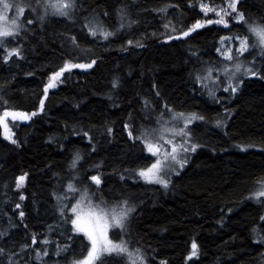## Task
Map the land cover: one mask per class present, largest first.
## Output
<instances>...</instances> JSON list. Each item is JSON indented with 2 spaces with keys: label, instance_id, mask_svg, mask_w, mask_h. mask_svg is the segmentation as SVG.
<instances>
[{
  "label": "trees",
  "instance_id": "obj_1",
  "mask_svg": "<svg viewBox=\"0 0 264 264\" xmlns=\"http://www.w3.org/2000/svg\"><path fill=\"white\" fill-rule=\"evenodd\" d=\"M188 2L83 0L89 14L106 10L115 13L127 5L130 16L139 23L121 31L115 14L110 20L99 17L106 20L109 30L116 31L109 38L111 42L84 44L81 36V47L94 50L98 65L66 73L68 79L49 91L45 111L31 121L9 118V128L18 145L3 138L0 126V232L5 234L0 237V247L20 252L38 234L41 240L52 241L51 258H45L47 264H66L62 259L65 253L55 255L57 242L63 247L66 240L58 229L51 231L57 221L50 193L59 183H66L62 178L67 177L68 164L78 150L83 157L78 164L82 176L100 174L105 193L122 192L130 197L136 208L131 220L133 247L143 250L149 264H264V246L257 248L252 235L253 227L264 224L259 220L264 206L245 199L255 177L264 171V80L247 78L234 98L219 94L223 97L219 104L206 92L194 90L197 86L189 79L193 65L186 63L188 49H198L202 60H215L213 44L229 33L220 31L222 26H209L211 30H200L201 35L186 43L163 44L157 37L164 32V14L154 10L179 5L167 13V19L179 28L182 20L191 23L195 15L187 9ZM220 2L215 0L216 4ZM242 10L253 19L264 15V0H243ZM82 19L77 17L73 23L51 17L43 25L37 22L29 36L23 38L25 59L0 66V97L8 101V108L29 113L38 108L44 84L64 62L68 50L62 47L65 38L80 33ZM238 31L240 27H234L232 34ZM128 39L144 47L123 51L121 46ZM114 79L120 81L117 89L111 86ZM154 83L164 98L160 105L167 101L177 111L196 112L207 118V122L195 121L190 126L194 142L201 146L180 175L171 178L167 189L133 176L137 168L151 161L142 158L147 153H141L140 145L133 147L122 131L129 113L139 129L142 98L156 99ZM2 108L0 102V111ZM217 119L224 121L220 127H216ZM108 127L114 129L112 135L106 133ZM84 130L94 137V153L88 139L76 134ZM23 173H28L24 189L27 198L20 202L15 179ZM121 175L125 180L120 179ZM17 202L22 204L19 210L15 208ZM20 210L25 212L22 222ZM193 240L199 246L197 255L187 260ZM74 250L76 256L81 254L80 240L75 242ZM73 258L68 254L67 264ZM0 264H7V258ZM19 264H28V257H22Z\"/></svg>",
  "mask_w": 264,
  "mask_h": 264
},
{
  "label": "snow or ice",
  "instance_id": "obj_2",
  "mask_svg": "<svg viewBox=\"0 0 264 264\" xmlns=\"http://www.w3.org/2000/svg\"><path fill=\"white\" fill-rule=\"evenodd\" d=\"M176 7L179 5L170 4L154 10L164 14V32L157 39H161L165 45L170 42L172 45L175 42L186 43L201 35L200 30H211L209 26H222L219 30H227L229 33L220 36L218 42L213 44L217 54L215 60H202L198 49H188L186 63L193 65L189 79L197 86L194 90L206 92L209 99L219 104L223 97L217 96L218 91L222 90L229 94V98H234L247 78L264 80V15L253 19L242 10L243 0H221L219 4H216L215 0H189L186 7L195 15L191 23L182 20L181 27L178 28L172 20L167 19L169 8ZM10 12H14V15L10 16ZM113 14L119 17L121 31L139 23L130 16L127 5L118 8L115 13L106 10L89 14L84 8L83 0H0V66L25 59L22 40L29 36L37 22L43 25L49 18L57 17L75 23L77 17L83 18L80 33L65 38L66 44L62 47H67L68 50L64 53V62L58 70L51 72L44 84L43 95L39 98L36 110L29 113L10 109L7 107L8 101L0 97L3 105L0 111V126L3 127L5 140L18 145L9 128V118L11 121H31L33 117L45 111L49 91L68 79L66 73L72 74L74 69L87 71L98 65L94 50L81 47V36L84 44H96L100 40L109 41L110 37L116 35V31L109 30L110 26L106 23ZM237 26L240 31L232 34V29ZM132 47L144 45L134 39H128L126 44L121 46L123 51ZM248 57H251V60H248ZM111 86L117 89L120 81L114 79ZM152 89L156 99L142 98L143 116L139 129L136 127L135 118L129 113L122 131L127 133L133 147L140 145L141 153H147L142 158L151 161L150 164L137 168L132 173L133 176L147 184L160 185L167 189L172 182L171 177L180 175L188 164L189 155L201 146L199 142H194L190 126L195 121L207 122V118L196 112L177 111L167 101L160 105L159 101L164 98L158 85L154 83ZM225 112L231 115L227 108ZM223 123L221 119L215 122L216 127ZM106 133L112 135L114 129L108 127ZM76 134L82 139L87 138L91 151L96 152L94 137L88 130ZM51 142L50 138L49 143ZM261 143L264 144V141ZM261 150L264 151V148ZM82 159L77 150L68 164L67 177L62 178L66 179V183H59L50 193L51 200L54 201V219L57 221L56 227H52L51 231L56 232L58 229L61 238L66 240L63 247L57 242L55 255L65 253L62 259L66 264L68 254L74 256L70 264H149L143 250L138 246L133 247L131 220L136 208L131 204L130 197L122 192L112 195L105 193V181L100 174L85 173L82 176L78 167ZM27 179L28 173H23L15 179V190L20 202L27 198L24 194ZM120 179L125 180V177L121 175ZM245 199L255 200L264 206V171L255 177L252 189ZM20 202L15 204L17 210L22 208ZM228 211L232 212V209L229 208ZM19 217L22 222L25 218L23 210L19 211ZM259 220L264 222V215L260 216ZM261 231H264V224L252 229L253 242L257 248L264 246V235H261ZM4 235L0 232V237ZM77 240L81 241L82 251L79 256H76L74 250ZM51 245L52 241L48 238L41 240L40 235L34 234L31 244L23 245L20 252L0 247V260L6 257L7 264H19V260L27 256L28 264H47L45 258H51ZM198 247L193 240L187 260L197 255ZM261 255L264 256V253ZM56 264L60 262L57 261ZM161 264L168 262L161 261Z\"/></svg>",
  "mask_w": 264,
  "mask_h": 264
},
{
  "label": "rangeland",
  "instance_id": "obj_3",
  "mask_svg": "<svg viewBox=\"0 0 264 264\" xmlns=\"http://www.w3.org/2000/svg\"><path fill=\"white\" fill-rule=\"evenodd\" d=\"M9 15H10V16H11V15H14V12H10ZM226 35H228V34H226ZM112 37H113V36H112ZM110 38H111V37H110ZM248 60H251V57H248ZM250 78H253V77H250ZM223 93H224V92H223L222 90H221V91H218V92H217V96H218L219 94H223ZM227 94H228V93H227ZM193 154H194V153H191V154L189 155L188 164L185 166V168L189 165V163H190V161H191V159H192ZM185 168H184V169H185ZM184 169H183V170H184ZM183 170H182V171H183ZM182 171H181V172H182ZM181 172H180V173H181ZM173 176H176V175H173ZM173 176H172V177H173ZM172 177H171V178H172ZM141 180H142V179H141ZM142 181H143V180H142Z\"/></svg>",
  "mask_w": 264,
  "mask_h": 264
}]
</instances>
